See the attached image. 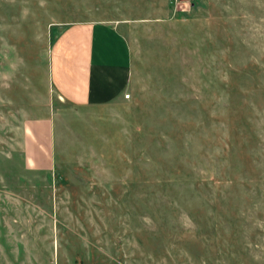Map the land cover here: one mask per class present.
Returning a JSON list of instances; mask_svg holds the SVG:
<instances>
[{
  "label": "rangeland",
  "instance_id": "rangeland-1",
  "mask_svg": "<svg viewBox=\"0 0 264 264\" xmlns=\"http://www.w3.org/2000/svg\"><path fill=\"white\" fill-rule=\"evenodd\" d=\"M96 19L130 97L58 105L56 168L28 170L54 36ZM0 264H264V0H0Z\"/></svg>",
  "mask_w": 264,
  "mask_h": 264
},
{
  "label": "crops",
  "instance_id": "crops-1",
  "mask_svg": "<svg viewBox=\"0 0 264 264\" xmlns=\"http://www.w3.org/2000/svg\"><path fill=\"white\" fill-rule=\"evenodd\" d=\"M50 45L49 89L41 116L22 122L21 152L25 168L37 172L55 170V131L58 105L85 111L123 103L132 88V49L118 25L108 20H82L60 26ZM30 71L15 70L6 81L18 91L19 78ZM29 81V80H28ZM28 93L8 96L12 102L33 101ZM24 91V90H23ZM17 97V98H16ZM56 103V106H54Z\"/></svg>",
  "mask_w": 264,
  "mask_h": 264
},
{
  "label": "built area",
  "instance_id": "built-area-1",
  "mask_svg": "<svg viewBox=\"0 0 264 264\" xmlns=\"http://www.w3.org/2000/svg\"><path fill=\"white\" fill-rule=\"evenodd\" d=\"M173 1L174 3H177V2L180 3L181 0H173ZM129 97H130V93L128 92L125 94V98L128 99Z\"/></svg>",
  "mask_w": 264,
  "mask_h": 264
}]
</instances>
